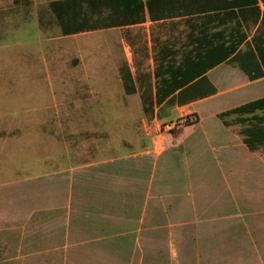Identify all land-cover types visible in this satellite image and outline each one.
Instances as JSON below:
<instances>
[{"label":"rangeland","instance_id":"1","mask_svg":"<svg viewBox=\"0 0 264 264\" xmlns=\"http://www.w3.org/2000/svg\"><path fill=\"white\" fill-rule=\"evenodd\" d=\"M49 2L0 0V264H264V145L243 143L264 111L219 113L241 141L199 129L186 155L167 138L199 118L144 110L152 75L217 29L63 35Z\"/></svg>","mask_w":264,"mask_h":264},{"label":"crops","instance_id":"2","mask_svg":"<svg viewBox=\"0 0 264 264\" xmlns=\"http://www.w3.org/2000/svg\"><path fill=\"white\" fill-rule=\"evenodd\" d=\"M54 1L63 0H50L49 2V10L58 21L51 7ZM232 1L234 0H115L113 11L110 7L101 8L98 28L78 32L113 30L120 33L122 41H126L129 40V33L138 31L144 26L147 27L148 33H151V28L153 31L157 27H161L163 31L165 26H169L172 22L173 24L181 20L185 22L189 18L196 17L201 21L195 27H201L206 23L217 30L213 31L210 37L197 38L194 56H185L181 64L186 62L187 57L194 59L200 54H205L209 49L219 46L236 48L226 60L210 68L204 75L162 102L168 100L175 102L173 110L177 112V115L174 119L184 115H196L199 118L197 122L182 125L175 134H171L167 138L166 150L170 147L178 148L186 155L189 154L196 149L195 139L191 140L187 147L184 144L199 129L203 130L204 137L209 141L213 136L219 137L224 133L241 141L238 134L217 119V115L264 97V0H256V2L241 7H233L229 4ZM112 12L115 17L114 24L103 19V16L112 14ZM232 25L235 29L230 28ZM150 39L151 37H149L147 48L151 50ZM131 45H133L132 42H130ZM159 53L161 61L168 62L166 58L170 54L169 48L165 49L163 45ZM169 69L168 65L163 68L162 72L152 75V79L156 77L159 80L156 87H153L152 82L149 83L150 96L154 99L158 89L163 94L165 86L162 81L169 77ZM122 79L131 80L132 87L136 89L135 78L130 71L122 75ZM206 103L210 106L204 108L205 114L218 121L203 125L200 105ZM157 105L159 104H155L154 108Z\"/></svg>","mask_w":264,"mask_h":264},{"label":"trees","instance_id":"3","mask_svg":"<svg viewBox=\"0 0 264 264\" xmlns=\"http://www.w3.org/2000/svg\"><path fill=\"white\" fill-rule=\"evenodd\" d=\"M114 2L115 0H63L52 2L51 7L57 16L63 34L68 35L98 28L101 8L110 7L113 11ZM253 2H256V0H234L229 4L233 7H241ZM103 19L110 21V24L115 23L113 12L103 16ZM235 50L236 48L219 46L215 49H209L205 54H200L194 59L187 57L185 63L176 67L170 66L169 77L162 81L165 86L163 94L158 89L155 99L152 96L144 97V110L153 112L155 104H161L176 91L204 75L207 70L226 60ZM125 86L128 92L135 91V88L131 85V80H125ZM256 111H264V97L235 107L222 113V115L231 113L251 114ZM249 132L251 134L244 137V143L250 149H254L258 145H264V128L253 129Z\"/></svg>","mask_w":264,"mask_h":264},{"label":"built area","instance_id":"4","mask_svg":"<svg viewBox=\"0 0 264 264\" xmlns=\"http://www.w3.org/2000/svg\"><path fill=\"white\" fill-rule=\"evenodd\" d=\"M176 126V123H166L163 125V129H165L166 131H170L172 130L173 128H175Z\"/></svg>","mask_w":264,"mask_h":264}]
</instances>
